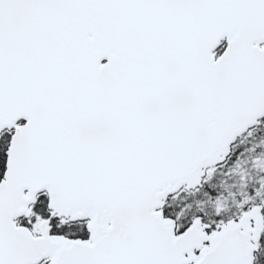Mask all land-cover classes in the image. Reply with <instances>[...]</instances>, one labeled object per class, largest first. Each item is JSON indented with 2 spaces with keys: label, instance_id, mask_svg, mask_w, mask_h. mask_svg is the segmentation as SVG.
<instances>
[{
  "label": "snow or ice",
  "instance_id": "6c2138e0",
  "mask_svg": "<svg viewBox=\"0 0 264 264\" xmlns=\"http://www.w3.org/2000/svg\"><path fill=\"white\" fill-rule=\"evenodd\" d=\"M0 264H264V0H0Z\"/></svg>",
  "mask_w": 264,
  "mask_h": 264
}]
</instances>
